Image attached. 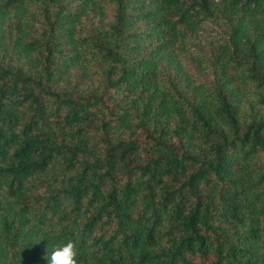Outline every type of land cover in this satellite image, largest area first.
<instances>
[{"label":"trees","instance_id":"1","mask_svg":"<svg viewBox=\"0 0 264 264\" xmlns=\"http://www.w3.org/2000/svg\"><path fill=\"white\" fill-rule=\"evenodd\" d=\"M264 264V0H0V264Z\"/></svg>","mask_w":264,"mask_h":264},{"label":"clouds","instance_id":"2","mask_svg":"<svg viewBox=\"0 0 264 264\" xmlns=\"http://www.w3.org/2000/svg\"><path fill=\"white\" fill-rule=\"evenodd\" d=\"M79 252L74 241L69 240L51 252L48 264H78Z\"/></svg>","mask_w":264,"mask_h":264}]
</instances>
